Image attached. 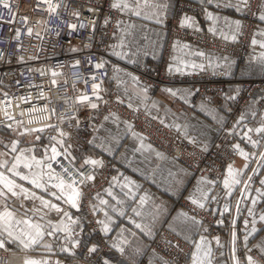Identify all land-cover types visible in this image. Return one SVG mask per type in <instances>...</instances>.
I'll list each match as a JSON object with an SVG mask.
<instances>
[{"label":"crops","instance_id":"0c3cea01","mask_svg":"<svg viewBox=\"0 0 264 264\" xmlns=\"http://www.w3.org/2000/svg\"><path fill=\"white\" fill-rule=\"evenodd\" d=\"M166 2L169 7L162 16V24L155 23L154 19H144L119 11L122 17L117 22L122 21L123 23L118 29L116 22L112 32L108 49L111 64L109 65L107 87L118 94L126 104L147 113L152 118L155 117L158 122L163 121L164 125H168L169 128L186 140H194V143L199 147L207 148L218 135L231 103L229 100L224 99L218 105L212 104L196 92L191 80L181 78V76L202 71L224 70L225 78L228 80L224 91L225 96L234 93L238 87L237 82L230 81L232 78L264 77V58H262L264 57V48L259 46V42L264 41V36L258 35V33L264 32V21H261L258 17L255 33L250 39L247 53L243 58L237 59L206 47L199 40H191V38L185 36L171 37L168 32V24L180 27V22L184 17H191L200 30L183 29L201 35H213L222 39L228 37L227 40H232L231 37L233 35L237 36L239 31L233 22L238 21L242 24L244 4L240 0H212L211 4L204 2V0H166ZM262 4H264V0ZM236 5H239V10ZM209 12L218 17L215 25L207 18ZM260 15H264V8L262 7H260ZM128 24L135 25V28L130 30L132 32L131 36H127L124 32ZM210 27H215L217 31L215 33L209 32ZM121 37H124L128 44L127 48L116 49V51H126L128 53V56L123 59L111 55L112 45L118 44ZM253 38L258 41L255 46L251 44ZM177 41H179V45L174 48L173 45ZM184 44L189 45V48H183ZM197 52H204L205 55L201 57L196 55ZM224 57H227V60ZM193 64H202L204 67L203 69L192 67ZM170 65L174 69L171 74L168 72ZM176 67H179L181 71H175ZM160 69L164 73V78L153 83L152 71ZM133 76L138 78V84L132 80ZM143 88H146L147 91H142ZM166 89L176 91L177 96L172 97L165 91ZM187 93L191 94L186 95ZM260 112L262 113V122H258V117L256 119V114H260ZM242 115L244 116L240 127L242 132L235 144H239L244 151L250 154L257 153V148H253L251 143L244 138V132L248 128L254 129L264 125V109H260L253 101H249L243 108ZM105 117H108V119L106 120ZM129 124L116 113L103 114L97 129L88 139L85 149V153L89 154L90 160L99 161L102 158H107L113 164L111 183L97 191L92 190L91 197L87 200L88 208L92 210L90 217H96L95 220L97 221H104L109 228V231L105 233L103 231L104 224L97 223L98 233L103 239L101 245H106L115 250L112 245L116 244L124 248V253L121 255L128 260L132 262L144 260L148 264H153L158 260V255L147 246L151 235L141 233L139 229L134 227V223L149 224L151 222L150 213L154 211V204L162 205L165 211L156 221L152 234L159 226L169 229V225L173 223L174 218L179 213H187L189 216L201 221V225L186 233L181 232L179 235L180 238L190 244L189 253L194 250V244L198 243L201 236H203L212 249L213 264H231L228 247L230 229L228 226L223 225V221L226 214L224 207L227 204L229 210L231 209L232 195L236 190L232 192L231 196H228L223 189L218 204L209 205L208 201L201 200V202L206 203L204 208L206 218L200 217L198 212L190 210V206L195 207L191 203V198L200 199L198 189L206 192L210 197L214 185L211 178L205 174L193 172L184 163L151 143L142 134L132 128L129 129ZM185 132L187 137L184 135ZM133 133L137 135H133ZM32 135L17 137L9 129L0 128V140L4 144H10L11 140L19 138L22 141L20 147H24L26 144L38 145L41 140H36L35 136L39 134L33 133ZM249 135L253 140H259L258 135L254 132L249 133ZM141 137H143V148L140 147ZM148 145H151V148H148ZM137 149L140 150L137 151ZM6 150L3 145H0V152ZM157 152L162 153L163 156L158 157ZM245 163L246 161L236 154L235 163L232 166L234 169L239 170L243 169ZM125 178L133 182L130 185L131 192L128 188L123 187L127 182ZM202 179L210 183H198ZM261 179H264V170H260L258 176L254 175L250 186L251 196L247 202H242V209L236 226V234L240 235L238 240L242 246L237 254H240L244 259L250 255L258 261V264H264V255H261L262 247H264V223H261L258 219L261 214H264V202L258 203L254 209L257 218L256 227L259 230L254 235L249 236L247 240L248 247L254 250L252 253L245 248V235L251 231L252 225L249 223L246 228L244 221L245 219L249 221L252 219L248 216L247 209L251 207V199L256 197V189L264 188L259 183ZM26 187L30 188L31 186L26 185ZM109 188H111L112 196L107 194ZM145 195H148L150 199L141 206L139 197ZM101 199L106 200L107 205L101 204ZM49 200L58 204L62 209L66 208L64 211L73 214L71 209L74 208L69 205L55 200L51 196H49ZM21 203H24L25 208L29 210L32 208L31 201L23 200L10 201V207L23 212L24 209L20 208ZM36 205L39 206V201H36ZM133 209L139 211L141 215L137 216ZM105 212L108 213L107 216H105ZM61 215L63 214H58L55 211L45 210L35 214L29 211V216L33 221L41 223L46 229L49 221L54 225V221ZM213 215L217 216L218 225L211 224ZM41 216L44 217L43 220L40 219ZM72 217L77 221L79 219L78 214H74ZM88 218L86 220H89ZM221 221L222 223H220ZM24 227V225H19L16 231L19 232ZM132 233H136V235ZM185 236H187V239H185ZM73 237H79L77 227ZM217 238L220 244L223 245L222 247L217 246ZM61 241L62 239L58 241L54 237H46L45 242L54 245L55 254L53 255L47 254L43 248H38L30 254L24 253L25 251L22 248H15V246H12L14 251L7 252V254L10 257L19 255L23 262L27 256H32L33 258L37 257V259H48L50 264H56L57 261H59V264H94L87 260L88 257L85 260L84 257L75 256L73 249L69 253L60 252ZM94 241L92 235L84 238V242L89 248L98 246ZM121 241H124V243L121 244ZM91 255L92 257L95 256L94 253H91ZM13 260L17 262L16 258H13ZM21 260L18 259L20 262ZM188 264H190V257H188Z\"/></svg>","mask_w":264,"mask_h":264},{"label":"built area","instance_id":"2783aa9c","mask_svg":"<svg viewBox=\"0 0 264 264\" xmlns=\"http://www.w3.org/2000/svg\"><path fill=\"white\" fill-rule=\"evenodd\" d=\"M262 2L263 0H249L250 7L244 5L242 27L235 41L197 34L174 24H168L169 35L199 40L206 47L241 59L248 51ZM49 3L55 7V11L50 9ZM111 3L112 0H0V101L5 99L4 94L7 93L11 99L9 111L16 121L24 122L23 127H45L44 123L35 121L48 116L49 119L45 123L52 127H46L40 134L50 139L55 137V140L51 139L52 144H55L56 140H63L64 148H68L72 157L86 148L87 140L95 131L102 115L116 112L132 125V129L151 143L189 166L194 172L210 176L214 181L210 197H216V200H209L207 203H219L221 161L224 158L231 161L236 156L233 151L237 137L235 126L245 103L252 100L258 107L264 106V77L244 79L239 83L236 92L225 96L226 83L222 82L224 70L182 75L181 78L194 82L193 86L199 95L214 100V105H217L220 99L235 97L234 100L227 99L231 103L228 116L211 145L205 149L195 143H189L173 129L126 104L118 94L107 87L111 64L108 49L115 24L122 17L118 10L110 8ZM89 8H98L99 11L90 12ZM106 17L109 21L107 24ZM71 24H76V29L70 28ZM101 61L105 67L96 69L95 64ZM53 72L58 75L53 77ZM93 76L97 78L95 81L91 79ZM152 76V82L155 83L164 78V73L162 69L154 70ZM53 79L57 81L56 85L51 83ZM81 83H84V96L90 98L88 101H81L77 95L82 87ZM93 83L100 85L97 94L101 99H97L93 94ZM20 97H26L27 101H22ZM92 103H95L97 108L93 109ZM3 107L4 104H0V109ZM33 108L37 111L30 112ZM45 108L47 110L42 111ZM258 118V122H262V113L258 114ZM29 119L34 121L32 125L27 124ZM6 123L11 121H7L1 112L0 125ZM60 130L66 135L60 136ZM42 145L48 146L49 143ZM57 147L60 151L64 150L59 145ZM259 152H264V140ZM58 159L62 162L66 160L63 156ZM84 159L89 160V156ZM100 162V166L94 167L85 165L84 161L77 166L74 161L66 160L63 166L69 173L74 171L71 175L77 185H82L88 176H94L89 182L94 185L97 182L104 183L103 180L108 181L112 174L111 161L100 159ZM57 172L60 176H68L59 166ZM240 200V196H237L230 216L227 217L231 239L232 232H236L239 217L236 207ZM190 209L203 216L205 214L204 209L193 206H190ZM212 223L218 224V220L213 218ZM165 240L179 247H166ZM236 245L239 246L238 241ZM150 247L161 256L162 260L158 264H188L189 243L167 229H158L151 238ZM99 255L117 264H143L128 260L110 247L100 249ZM229 256L233 259L232 245L229 248Z\"/></svg>","mask_w":264,"mask_h":264},{"label":"snow or ice","instance_id":"6c2138e0","mask_svg":"<svg viewBox=\"0 0 264 264\" xmlns=\"http://www.w3.org/2000/svg\"><path fill=\"white\" fill-rule=\"evenodd\" d=\"M204 2L211 4L212 0H204ZM242 4L246 7H250L249 0H240ZM59 5H57L58 7ZM232 6V5H226ZM7 7V5H5ZM49 7L52 11H55V7L51 3H49ZM169 5L166 0H112L110 4L111 9H116L122 13H129L136 17H142L144 19H154L155 23L162 24L163 14L167 11ZM239 10V5H236ZM264 8V4L261 5ZM89 11H99L98 8H89ZM75 15H79V13H75ZM208 20L212 21L215 25L218 17L213 16L211 12L207 13ZM259 19L264 21V15H260ZM108 17L105 18V23L107 24ZM94 23V21H93ZM122 21L117 22V28L119 29ZM236 29L239 30L242 25L235 21ZM76 24H71L70 28L76 29ZM181 28H191L193 31H199L200 29L196 26L195 21L192 20L191 17H184L180 22ZM134 24H128L124 32L127 36H131L132 32L130 30L134 29ZM209 32L215 33L217 29L215 27H210L208 29ZM29 34H31V29L29 30ZM260 36H264V32L258 33ZM236 36L233 35L231 39L233 41L236 40ZM228 39V37H225ZM134 42V41H133ZM258 41L253 38L251 40V44L253 46L257 45ZM179 45V41L173 45L176 48ZM259 46L264 48V41L259 42ZM128 44L125 41L124 37H121L118 44L112 45L111 55H115L121 59L128 56L126 51H116L117 48L124 49L127 48ZM183 48H189V45L184 44ZM196 55L203 57L205 55L204 52H197ZM264 58V57H262ZM227 60V57H224ZM79 62H77L78 64ZM187 66V65H185ZM105 64L103 61L95 64L96 69H103ZM192 67H199L203 69L204 65H195ZM173 67L170 65L168 68V72L171 74L173 72ZM175 71L179 72L181 69L179 67L175 68ZM58 74L56 72L52 73V76L55 77ZM95 81L97 78L93 76L91 78ZM132 80L135 83H139L138 78L132 77ZM53 85H56L57 81L53 79L51 81ZM93 94L96 95L97 99H101V97L97 94L100 88V85L97 83H93ZM142 91H147L146 88H143ZM167 93H169L172 97L177 96V92L172 89H166ZM191 93H187L186 95H190ZM5 99L0 101V104H4V107L0 109V112H3V116L7 121H11V123H6L5 126L12 132L13 135L17 137H24L31 135L33 133H43L46 127H52V125L46 124L45 122L49 119L48 116H43L40 120L35 121L36 123H44L45 127L34 128V127H24L23 130H19L21 125H23V121H16L15 117L9 111L11 106V99L8 98V94H4ZM22 101H27L26 97H20ZM90 98L88 96H82L80 98L81 101H88ZM227 99H235V97H227ZM93 109L97 108L95 103L91 104ZM47 109H43L42 111H46ZM30 112L37 111V109L33 108L29 110ZM23 114V110H22ZM107 120L108 117H105ZM155 119V117H153ZM244 120V116L240 117V121ZM34 121L29 119L27 121L28 125H32ZM164 122L161 121V124ZM13 124L16 127H13ZM168 127V125H165ZM129 129H131L132 125H128ZM255 133L260 137V140H253L249 133ZM60 136L66 135L62 130L58 133ZM133 135H137L133 133ZM185 137H187V133H184ZM244 138H246L252 145L253 148H258L262 140H264V125L256 128H248L246 132H244ZM36 140H40L41 136L36 135ZM51 139L55 140V137ZM194 140H190L189 143H194ZM22 141L17 138L10 141V144H4L2 140H0V145H3L6 151L0 152V250L6 252L14 251L12 246L15 248H22L25 250L35 251L38 248H43L45 252L49 255H53L54 253V245L52 243L45 242L46 237H54L56 240H60V236L58 233L63 234V242L60 244V252L69 253L70 248L65 245H70L71 249H75L77 245L80 243L78 240H75L73 237V233L75 231L74 225L78 226V221L73 219L72 215L64 211L58 204L51 202L49 199L45 198V195H49L53 197L55 200L62 201L64 204L69 205L71 208L79 210L80 200L83 198V193L77 189L76 181L71 178V173L68 172V169L63 166V162L58 159V157L63 156L66 160L74 161V157H72L71 152L68 148H64L63 140H56L55 144L51 142L44 149V152L41 156H37L35 154V150L33 148L24 149L20 147ZM59 145L60 148H64L63 151H60L57 147ZM140 147L143 148V137H141ZM70 148V145H69ZM148 148H151V145H148ZM140 149H137L139 151ZM233 151L237 153L240 157H242L246 163L244 164L243 169H234L232 165H229L224 173L223 177V189L226 191L228 196L232 195V192L236 190L237 186L243 185V191H241V200L237 202L236 211L237 213L241 212L240 203L247 202L248 198L251 196L250 186L252 183V177H247V183L244 181V176L246 171L249 169L250 163L252 160H255L258 156V169H253V175L258 176L260 174V170H264V152L259 153H248L244 151L239 144H235L233 146ZM158 157H162L163 154L157 152ZM53 164L61 167L66 175H68L69 180L71 182H66L64 178L59 176L55 169L53 168ZM85 165L92 166H100L101 162L97 160H84ZM187 175V173H185ZM94 179V176L86 177V181H91ZM123 187L128 188L129 192L132 191L130 185L133 184L132 181L127 180ZM198 183H210L206 180H201ZM259 183L264 186V179H261ZM26 185H30L31 187H26ZM55 189L56 191H52ZM38 190V191H37ZM200 192V199L191 198V203L195 207L200 209H204L206 207L207 201H215L216 197H209V195L198 189ZM39 193V194H38ZM107 194L112 196L111 188L107 190ZM115 199V197H113ZM150 199L148 195L139 197V203L143 206L147 200ZM14 200H23V201H31L32 208L29 210L25 208L24 203L20 204V208H23L24 211L21 212L19 209H15L10 207V201ZM201 200L205 202H201ZM36 201H39V206L37 207ZM264 202V188L256 189V197H253L250 201L251 207L247 209L248 216L252 217L249 221L245 219L244 224L245 227L251 223L252 228L251 231L246 233L245 235V248L247 251H251L248 247L247 240L249 236L254 235L259 229L256 227L257 218L255 214V207L258 203ZM101 204L107 205V201L101 199ZM55 211L56 213L63 214V218L57 223L52 224L51 221L48 222V228L46 229L44 225L39 222H34L33 219L29 216V211L33 214L41 212V211ZM165 209L162 205L154 204V211L150 213L151 222L147 225H143L141 223H134V227L139 229L141 233L145 235H152L153 227L156 221L159 219L161 215H163ZM224 211H229V207L226 204L224 207ZM133 212L140 216L141 213L136 209H133ZM47 214V212H45ZM108 213L105 212V216ZM41 220L44 219L43 216L40 217ZM261 223H264V214H261L258 217ZM97 223L104 224L103 231L107 233L109 231L108 226L104 223V221H97ZM222 223V221L220 222ZM19 225H24L25 227L21 229L19 232L16 231ZM201 225V221L197 220L195 217L189 216L187 213H179L177 217L174 218L173 223L169 225V230L171 233L175 234L179 237L181 232L191 231L196 226ZM233 225H235V221H233ZM136 235V233H132ZM187 239V236H185ZM238 240L236 232H232V252H233V264H240V260L235 256V245ZM124 241H121L123 244ZM216 244L219 247L223 245L220 244L219 239L217 238ZM166 247H179L178 245H174L171 241L165 240ZM112 247L119 252L120 254L124 253V248L120 247L116 244H113ZM194 250L191 251L188 255L190 257V264H213L212 256L213 252L211 247L209 246V242L201 236L200 241L194 244ZM90 253H95L97 251V247L93 246L88 250ZM261 255H264V247H262ZM246 264H258V261L255 260L252 256L248 255L245 257ZM24 264H50L48 259H25ZM59 264V261L56 262ZM103 264H112L110 260L105 259ZM162 264H166V262H162Z\"/></svg>","mask_w":264,"mask_h":264},{"label":"rangeland","instance_id":"374dc122","mask_svg":"<svg viewBox=\"0 0 264 264\" xmlns=\"http://www.w3.org/2000/svg\"><path fill=\"white\" fill-rule=\"evenodd\" d=\"M258 17H259V14H258ZM258 17H257V19H258ZM256 19V20H257ZM256 28V27H255ZM254 33H255V31H254ZM227 40V39H226ZM249 46V45H248ZM221 53H223V52H221ZM224 54H226V53H224ZM227 55H229V54H227ZM230 56H232V55H230ZM233 57V56H232ZM234 58H236V57H234ZM244 79H248V78H242V79H234V78H232V79H230V81H235V82H237L238 83V87H239V83L242 81V80H244ZM227 79L225 78V74L223 75V78H222V82L223 83H226V85H227ZM191 82H193L192 80H191ZM193 84H194V82H193ZM238 87H237V89H238ZM225 89H226V86H225ZM236 89V90H237ZM225 91V90H224ZM236 92V91H235ZM224 95H225V93H224ZM208 100V99H207ZM222 100H224V99H220V101L218 102V104H220V102L222 101ZM212 104H214V100H209ZM249 101H252V100H248L246 103H245V105L249 102ZM254 102V101H253ZM255 103V102H254ZM217 104V105H218ZM245 105L243 106V107H245ZM256 105V104H255ZM257 106V105H256ZM258 107V106H257ZM261 107V108H260ZM259 108L260 109H264V106H260ZM230 108V107H229ZM107 113H116V112H113V111H111V112H107ZM228 113H229V110H228ZM261 113V112H260ZM116 114H118V113H116ZM242 114V113H241ZM121 118H123L120 114H118ZM103 116V115H102ZM227 116H228V114H227ZM227 116H226V118H227ZM257 117H258V114H256V119H257ZM124 119V118H123ZM125 120V119H124ZM226 120V119H225ZM125 121H127V120H125ZM238 121H240V118L238 119ZM237 121V122H238ZM128 122V121H127ZM225 122V121H224ZM242 122V121H241ZM241 122L238 124H236V126H235V132H237V137H235V141L237 140V138L239 137V135H240V133L242 132V130L240 131V127H241ZM99 123V122H98ZM98 126V125H97ZM13 127H16V125L15 124H13ZM0 128H6V129H8L6 126H5V124H2V125H0ZM23 125H21V127H20V129L19 130H23ZM96 129H97V127H96ZM95 129V130H96ZM95 132V131H94ZM93 132V133H94ZM220 132V131H219ZM92 133V134H93ZM37 134V133H36ZM40 136H41V141L39 142V144L38 145H34V144H26V146H24V147H22L21 146V148H24V149H28V148H33L34 150H35V154L37 155V156H41L42 154H43V152H44V149L47 147V146H45V145H42V144H44V143H50L51 142V139L48 137V136H45L44 134H40V133H38ZM91 134V135H92ZM32 135V134H31ZM56 135V134H55ZM90 135V136H91ZM33 136V135H32ZM259 137V136H258ZM90 138V137H89ZM88 138V139H89ZM259 140H260V137H259ZM88 141V140H87ZM214 141V140H213ZM35 142V141H34ZM33 142V143H34ZM262 142H263V140L261 141V143H260V146H261V144H262ZM211 145V144H210ZM209 145V146H210ZM86 146H87V143H86ZM208 146V147H209ZM260 146L257 148V150H258V152L257 153H259V150H260ZM207 147V148H208ZM86 149V148H85ZM85 149L84 150H82V151H80L79 153H78V155L77 156H75L74 158V163L77 165V166H79V165H81L82 163H83V161L85 160L84 158H85V156H89V154H86L85 153ZM206 149V148H205ZM256 153V152H255ZM237 154V153H236ZM258 157V156H257ZM256 157V159L255 160H252L251 161V163H250V166H249V169L246 171V173H245V176H244V181L247 179V177H249V176H251L252 175V170L253 169H258V159L259 158H257ZM107 158H102V160L104 161V160H106ZM90 160V159H89ZM110 160V159H109ZM100 161V160H99ZM111 161V160H110ZM228 161H230V160H227V159H223L222 161H221V164L222 165H220V167L222 168V171H221V183H220V181H219V185H220V188H221V192H222V190H223V184H222V181H223V177H224V173H225V171H226V169H227V167L230 165V164H234L235 163V158H233L229 163H228ZM63 162H66V160H64ZM111 164H112V161H111ZM187 166V165H186ZM189 167V166H188ZM53 168L55 169V171H56V173H58L57 172V165L56 164H53ZM112 168H113V164H112ZM190 168V167H189ZM191 169V168H190ZM192 170V169H191ZM193 171V170H192ZM74 171L72 170V171H70V173H73ZM194 172V171H193ZM195 173H197V172H195ZM59 174H61L60 172H59ZM199 174V173H198ZM60 176V175H59ZM208 176V175H207ZM62 178H64L65 179V181L66 182H71L70 180H69V177L67 176V177H63V176H61ZM210 177V176H209ZM252 178L254 177V175H252L251 176ZM71 178L72 179H74L73 177H72V175H71ZM112 178V176H109V179H108V181L106 180H103V182L104 183H100V182H97V183H95L94 185H91L90 183H88V182H90V181H85V182H83L82 183V185H77V183H76V186H77V189L79 190V191H81L82 193H83V198L80 200V207H79V210H77V209H71L72 210V212H73V214H72V216L74 215V214H78V216H79V219H78V226H76V225H74L73 227L76 229V227L78 228V234H79V237H77V238H75L74 237V239L75 240H78L80 243L77 245V247L75 248V249H71V246L70 245H65V246H67V247H69L70 248V250H72V251H74V254H75V256L77 255V256H80V257H84L83 259H85L86 260V258H87V260H89L90 261V263H94V264H103V261L105 260V259H107V260H110L109 258H107V257H105V256H101V255H99V252H100V249H102V248H106V247H108V246H104V245H101V241H103V239L100 237V235H99V229H98V224H97V220H95L96 219V217H93V216H91L90 217V215L92 214V210H89V208H88V204H87V200H88V198H90L91 197V191L92 190H94V191H97V190H99V189H101V188H103V187H105V186H107L109 183H111V181L110 180H112L111 179ZM211 178V177H210ZM211 180H212V178H211ZM213 181V180H212ZM213 184H214V181H213ZM30 186V185H29ZM88 187H90L88 190H87V188ZM213 187H214V185H213ZM52 191H56L55 189H53ZM212 191H213V188H212V190H211V193L210 194H212ZM241 191H243V185H240V186H237V189H236V191L233 193V195H232V198H233V200H232V206H231V209H232V207H233V203H234V201L236 200V198H237V196L239 197L240 196V198H241ZM221 192H220V197H219V202H220V198H221ZM211 196V195H210ZM45 198L46 199H49V195H45ZM60 202H62V201H60ZM63 203V202H62ZM218 204V203H217ZM240 208L242 209V203L240 204ZM66 209V208H65ZM65 209H63V210H65ZM231 209L229 210V211H227L226 212V214L224 215V221H223V225L226 227V226H228L229 227V224H230V222H229V219L227 218L228 216H230V211H231ZM191 210V209H190ZM199 215H200V217H202V218H206L205 216H203V214H200V213H198ZM239 215H240V213H239ZM82 217V218H81ZM89 217V218H88ZM63 218V215H61L58 219H56L55 221H54V224H57L61 219ZM86 218H88L89 220H86ZM213 218H216V220H218V218H217V216L216 215H213ZM239 218V217H238ZM238 221V220H237ZM211 224L212 225H218V224H214V223H212V221H211ZM236 226H237V224H236ZM160 228H164V229H167L166 227H164V226H159L154 232H153V234L150 236V238L148 239V244H147V246H148V248L149 249H151L152 251H154L157 255H158V260H156V262H154L153 264H158V263H160V261L162 260L161 259V256H160V254L157 252V251H155V250H153L151 247H150V242H151V238L153 237V235L158 231V229H160ZM167 230H169V229H167ZM170 231V230H169ZM58 236H60V240L62 239V241L61 242H63V234L62 233H58L57 234ZM94 236V239H95V243H97V245L98 246H96L97 247V251L94 253L95 254V256L94 257H92V255H91V253L88 251L90 248L86 245V243L84 242V238H86V236ZM175 235V234H174ZM240 235H237V237H238V239L240 238L239 237ZM91 238V237H90ZM59 241V240H58ZM97 241V242H96ZM238 241V244H239V246L238 245H235V249H236V252L237 253H239L238 251L240 250V249H242V246H241V244L239 243V240H237ZM236 241V242H237ZM231 238H230V236H229V248L231 247ZM189 248H190V244H189ZM250 249H252V248H250ZM25 252L24 253H33V252H35V251H32V250H25V249H23ZM235 252V254H237ZM91 255V256H90ZM89 256H90V258H89ZM236 257H238L239 258V260L241 261L240 262V264H246V261H245V259L240 255V254H237V255H235ZM189 257V256H188ZM13 258H17L16 260H17V262L16 263H14L15 261L13 260ZM29 258H31V259H37V257H32V256H27L26 257V259H29ZM229 258H230V262H231V264H233V259H232V257L231 256H229ZM18 259L19 260H21V257L19 256V255H12L11 257L10 256H8V254H7V252L6 251H0V264H20V263H23L24 264V262L21 260V262L20 261H18ZM42 259V258H41ZM41 259H37V260H41ZM14 261V262H13ZM111 261V260H110ZM112 262V261H111ZM136 263H143V264H148L147 262H145L144 260H141V261H137ZM112 264H117V263H114V262H112ZM263 264V263H262Z\"/></svg>","mask_w":264,"mask_h":264},{"label":"bare ground","instance_id":"6f19581e","mask_svg":"<svg viewBox=\"0 0 264 264\" xmlns=\"http://www.w3.org/2000/svg\"><path fill=\"white\" fill-rule=\"evenodd\" d=\"M1 5H2V3H1ZM81 85H82V87L80 88V90H79V93H77V95H78V97H82V96H84L85 95V90H84V83H81ZM0 114H1V112H0ZM230 165H232V164H230ZM17 259V258H16ZM17 261V260H16ZM14 262V261H13ZM14 263H16V262H14Z\"/></svg>","mask_w":264,"mask_h":264}]
</instances>
